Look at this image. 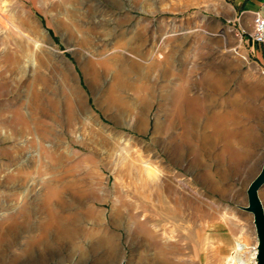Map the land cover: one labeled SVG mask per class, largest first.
<instances>
[{"label":"rangeland","instance_id":"1","mask_svg":"<svg viewBox=\"0 0 264 264\" xmlns=\"http://www.w3.org/2000/svg\"><path fill=\"white\" fill-rule=\"evenodd\" d=\"M218 2L0 0V264H255L264 75Z\"/></svg>","mask_w":264,"mask_h":264},{"label":"crops","instance_id":"2","mask_svg":"<svg viewBox=\"0 0 264 264\" xmlns=\"http://www.w3.org/2000/svg\"><path fill=\"white\" fill-rule=\"evenodd\" d=\"M256 14L264 17V0H233L231 3L223 0L217 3V18L222 24L231 25L239 36L243 34L245 38L252 32ZM245 38H240L245 55L264 75V45L247 42Z\"/></svg>","mask_w":264,"mask_h":264},{"label":"bare ground","instance_id":"3","mask_svg":"<svg viewBox=\"0 0 264 264\" xmlns=\"http://www.w3.org/2000/svg\"><path fill=\"white\" fill-rule=\"evenodd\" d=\"M36 32V30H35ZM41 33V32H40ZM38 34V32H37ZM39 35V34H38ZM38 39V38H37ZM218 84L215 82L214 88H216ZM234 117L232 114H228L226 116H217L210 118L209 122L207 123L208 126L212 127V133L209 135V137L214 141H220L223 145L224 152L221 156V158L225 155L227 158V161L231 163L232 165H239L241 161L245 159V155L241 153L240 151H234L231 147V145H234V143L241 144V145H247L248 143H253L254 136L251 133H248V131H240V130H231L229 128V124L233 122ZM208 138L204 139V143L206 145V142ZM210 141V142H211ZM48 227V225L46 226ZM254 227V225H253ZM255 231V229H254ZM61 233V232H60ZM71 232H66V234L70 235ZM259 244L257 243L255 246L254 253L256 254V250L258 248ZM243 246L238 244L237 249H242ZM255 254H253L255 256ZM241 258L240 255H235V261L238 264H246Z\"/></svg>","mask_w":264,"mask_h":264},{"label":"water","instance_id":"4","mask_svg":"<svg viewBox=\"0 0 264 264\" xmlns=\"http://www.w3.org/2000/svg\"><path fill=\"white\" fill-rule=\"evenodd\" d=\"M264 185V159L258 174L253 178L247 187V205L244 211L252 215V223L255 229L257 243L255 264H264V207L258 196L259 189ZM51 264H71L65 261L51 262Z\"/></svg>","mask_w":264,"mask_h":264},{"label":"built area","instance_id":"5","mask_svg":"<svg viewBox=\"0 0 264 264\" xmlns=\"http://www.w3.org/2000/svg\"><path fill=\"white\" fill-rule=\"evenodd\" d=\"M240 38H245L243 34ZM247 42L264 45V17L256 14L253 19L252 32L245 38Z\"/></svg>","mask_w":264,"mask_h":264}]
</instances>
